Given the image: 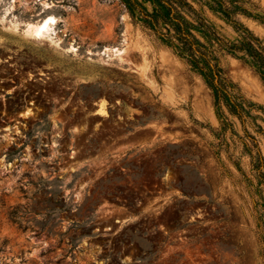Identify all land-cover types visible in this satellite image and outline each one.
<instances>
[{"label":"rangeland","instance_id":"rangeland-1","mask_svg":"<svg viewBox=\"0 0 264 264\" xmlns=\"http://www.w3.org/2000/svg\"><path fill=\"white\" fill-rule=\"evenodd\" d=\"M47 15L44 37L26 33ZM235 19L264 45V23ZM217 54L264 110L259 76ZM14 70L20 85L0 89V264H264V169L244 145L255 155L253 136L264 160L261 109L222 124L203 78L119 0H0V78Z\"/></svg>","mask_w":264,"mask_h":264},{"label":"trees","instance_id":"trees-1","mask_svg":"<svg viewBox=\"0 0 264 264\" xmlns=\"http://www.w3.org/2000/svg\"><path fill=\"white\" fill-rule=\"evenodd\" d=\"M131 19L151 30L174 54L184 59L204 80L210 90L215 114L222 124L228 123L225 112L241 123L253 117L251 111L261 109L241 94L237 85L226 76L219 64V51H225L248 65L264 84V45L251 30L235 19L243 13L264 23V14H252L243 6V0H119ZM196 4V5H195ZM230 24L238 39L228 40L210 21L207 12ZM264 112V110H262ZM258 132L263 134L262 128ZM255 148L245 145L253 169H264V160L255 142ZM257 161V163H255ZM260 172H258L259 174ZM264 179V171H263Z\"/></svg>","mask_w":264,"mask_h":264},{"label":"bare ground","instance_id":"bare-ground-1","mask_svg":"<svg viewBox=\"0 0 264 264\" xmlns=\"http://www.w3.org/2000/svg\"><path fill=\"white\" fill-rule=\"evenodd\" d=\"M45 5H48V4H45ZM54 22H55V18L53 16H51V15H47V16L43 17L41 20H39V21L28 22L27 23V28L25 29V31H26L27 34L31 35L32 37L39 39V38L44 37V35L47 33L48 30H51L52 25L54 24ZM97 111L100 114H103V111L100 108H98ZM25 112H28V110H26Z\"/></svg>","mask_w":264,"mask_h":264},{"label":"flooded vegetation","instance_id":"flooded-vegetation-1","mask_svg":"<svg viewBox=\"0 0 264 264\" xmlns=\"http://www.w3.org/2000/svg\"><path fill=\"white\" fill-rule=\"evenodd\" d=\"M8 59L12 58V55H7ZM5 61H7V59H5ZM14 63H7L8 67L13 66ZM5 75L2 76L0 78V89L5 91V92H9L10 90H13L15 88H17L20 84H18V80H19V76H18V72L16 70H14L12 73H6L4 72ZM9 87L8 89H5ZM21 101L26 102V100L23 98L21 99ZM28 103H32L31 101H29Z\"/></svg>","mask_w":264,"mask_h":264}]
</instances>
